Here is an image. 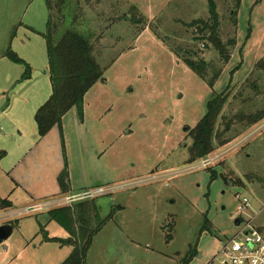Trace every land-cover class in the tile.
<instances>
[{
  "label": "rangeland",
  "instance_id": "obj_1",
  "mask_svg": "<svg viewBox=\"0 0 264 264\" xmlns=\"http://www.w3.org/2000/svg\"><path fill=\"white\" fill-rule=\"evenodd\" d=\"M50 1L55 37L67 30L83 36L104 70L87 92L88 122L78 128L76 144L86 191L105 193L0 220V226L15 228L0 245V264L63 263L70 247L45 242L40 224L48 236L65 239L47 215L69 209L86 217L89 228L107 221L89 249L88 264H209L240 230L238 196L251 203L242 218L264 234V118L248 125L264 113V0H214L219 36L224 44L234 42L226 48L228 61L209 41L211 32L202 31L210 20L207 0ZM48 20L46 0H0L4 172L33 145L39 104L53 94L41 35ZM10 48L30 67V79L23 80L25 65L8 58ZM173 49L210 64L208 79L219 74L217 80L211 86ZM214 95L224 100L215 134L229 142L219 146L216 140L211 155L189 163L190 132ZM72 117L65 120L68 130ZM10 188L0 171L1 217L26 208L9 207ZM206 221L211 229L203 232Z\"/></svg>",
  "mask_w": 264,
  "mask_h": 264
},
{
  "label": "trees",
  "instance_id": "obj_2",
  "mask_svg": "<svg viewBox=\"0 0 264 264\" xmlns=\"http://www.w3.org/2000/svg\"><path fill=\"white\" fill-rule=\"evenodd\" d=\"M210 9V20L203 22V30H209L211 36L209 41L214 45L223 61L226 48L233 46L234 42L224 44L219 36L218 12L214 0H207ZM49 10V20L47 31L41 34L46 41L49 58L50 76L52 82V96L38 110L35 121L39 137H45L54 127H62L63 118L74 108L77 109L79 117L83 118L84 99L87 92L103 78L104 70L93 57V47L81 35L73 30H67L62 37H55L58 24L55 23L51 1L46 0ZM176 56L181 58L191 70L211 86L217 80L216 74L212 80L208 79V70L211 65L204 60L195 61L190 57H182L181 49H173ZM190 54H193L190 52ZM8 58L14 62L25 65L26 73L23 80L31 78V69L19 56L9 49ZM221 59V60H222ZM259 66V64H258ZM224 100L222 96H215L207 104V114L201 123L190 132L193 144L190 148V161L195 162L211 155L216 150L215 142L219 140V146L227 144L229 141L216 137L215 129L218 118L223 110ZM264 118V113L254 115L248 122L249 126L256 124ZM227 125V124H226ZM227 131L230 125H227ZM7 156L5 151H0V161ZM215 179V176H212ZM3 203V202H2ZM66 212L69 214L66 215ZM98 215H96V218ZM51 221L57 222L69 234L67 239L50 238L43 226L41 233L44 241L59 244L61 247H71V255L61 264H87L89 249L95 236L102 230L107 221H101L97 227H87V218L83 215H76L69 210L54 211L50 215ZM90 219H88V222ZM80 222L83 224L80 225ZM208 221L204 225V231H209ZM13 224H17L14 223Z\"/></svg>",
  "mask_w": 264,
  "mask_h": 264
},
{
  "label": "crops",
  "instance_id": "obj_3",
  "mask_svg": "<svg viewBox=\"0 0 264 264\" xmlns=\"http://www.w3.org/2000/svg\"><path fill=\"white\" fill-rule=\"evenodd\" d=\"M87 97L88 94H86L85 99ZM85 99L83 118L79 117L76 108L72 109L63 118L61 128L58 126L54 127L42 138L39 137L37 131L36 140L25 151L23 159L17 165H14L7 172L0 169L4 178L9 183V188L11 187L10 193L6 198L10 208L17 205H22L21 208H23L40 201L58 198L62 195L76 194L74 192L80 189L84 191L88 189V182L85 176L84 183L81 182L79 166L77 165V160L80 159V152L76 144V140L78 142V128L85 123L86 119L88 122V107L90 105H88V101ZM39 105L42 107L44 104L41 103ZM70 113L73 114V117L70 118L69 124L71 127L68 130L65 120ZM105 136L106 134H103V139L106 138ZM47 218L48 221H51L50 215H47ZM42 226L43 228L45 227V225L40 224V227ZM62 229L66 234L65 239H67L69 234L64 228ZM45 231L47 232L46 228ZM69 249L71 250L70 253H72L73 249L71 247Z\"/></svg>",
  "mask_w": 264,
  "mask_h": 264
},
{
  "label": "built area",
  "instance_id": "obj_4",
  "mask_svg": "<svg viewBox=\"0 0 264 264\" xmlns=\"http://www.w3.org/2000/svg\"><path fill=\"white\" fill-rule=\"evenodd\" d=\"M1 139V135H0ZM213 158H208L202 162L207 165L213 162ZM107 191V190H106ZM105 193V189H97L92 191H84L79 194L63 195L58 198L49 199L29 205L19 212H9L2 214L0 220L7 218H18L24 214L35 213L45 208L59 207L65 204H70L79 200H84L95 195ZM241 202L239 211L243 212L239 218H242L244 211L251 206L250 199L247 197H237ZM9 220V219H8ZM209 264H264V234L254 229L248 222L243 219L239 232L231 239H227L219 249L218 255Z\"/></svg>",
  "mask_w": 264,
  "mask_h": 264
},
{
  "label": "water",
  "instance_id": "obj_5",
  "mask_svg": "<svg viewBox=\"0 0 264 264\" xmlns=\"http://www.w3.org/2000/svg\"><path fill=\"white\" fill-rule=\"evenodd\" d=\"M221 178H223L225 183H227V180L226 178H224L223 175H221ZM242 223H243V219L241 218H238L235 220V225L237 227H240ZM13 232H14V228L12 225L10 224L1 225L0 226V245L9 239L12 236Z\"/></svg>",
  "mask_w": 264,
  "mask_h": 264
}]
</instances>
